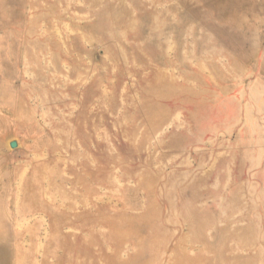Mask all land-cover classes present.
Listing matches in <instances>:
<instances>
[{"label":"rangeland","instance_id":"obj_1","mask_svg":"<svg viewBox=\"0 0 264 264\" xmlns=\"http://www.w3.org/2000/svg\"><path fill=\"white\" fill-rule=\"evenodd\" d=\"M0 264H264V0H0Z\"/></svg>","mask_w":264,"mask_h":264},{"label":"water","instance_id":"obj_2","mask_svg":"<svg viewBox=\"0 0 264 264\" xmlns=\"http://www.w3.org/2000/svg\"><path fill=\"white\" fill-rule=\"evenodd\" d=\"M17 143L13 142L12 147H16Z\"/></svg>","mask_w":264,"mask_h":264}]
</instances>
